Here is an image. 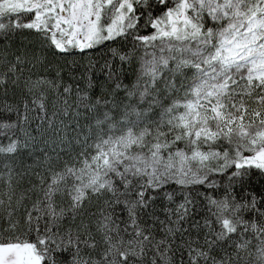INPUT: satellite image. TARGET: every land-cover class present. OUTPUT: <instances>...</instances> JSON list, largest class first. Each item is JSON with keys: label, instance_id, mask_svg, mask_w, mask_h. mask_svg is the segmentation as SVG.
<instances>
[{"label": "snow or ice", "instance_id": "snow-or-ice-1", "mask_svg": "<svg viewBox=\"0 0 264 264\" xmlns=\"http://www.w3.org/2000/svg\"><path fill=\"white\" fill-rule=\"evenodd\" d=\"M0 264H264V0H0Z\"/></svg>", "mask_w": 264, "mask_h": 264}]
</instances>
